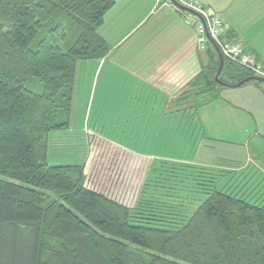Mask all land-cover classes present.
<instances>
[{
	"label": "trees",
	"instance_id": "trees-1",
	"mask_svg": "<svg viewBox=\"0 0 264 264\" xmlns=\"http://www.w3.org/2000/svg\"><path fill=\"white\" fill-rule=\"evenodd\" d=\"M114 4L0 0V264H264V200L221 187L214 168L154 158L130 206L89 187L83 159L53 158L56 130L74 131L63 149L80 144L70 127L78 65L109 52L99 28ZM207 54L174 104L219 97V53ZM252 75L224 58L223 81Z\"/></svg>",
	"mask_w": 264,
	"mask_h": 264
},
{
	"label": "crops",
	"instance_id": "crops-1",
	"mask_svg": "<svg viewBox=\"0 0 264 264\" xmlns=\"http://www.w3.org/2000/svg\"><path fill=\"white\" fill-rule=\"evenodd\" d=\"M198 1L227 22L225 39L242 43L264 68V0ZM181 12L173 0H115L99 28L109 52L79 62L76 85L91 80L82 124L71 127H92L155 159L210 166L221 187L264 200V87L225 85L210 103L174 104L211 64Z\"/></svg>",
	"mask_w": 264,
	"mask_h": 264
},
{
	"label": "rangeland",
	"instance_id": "rangeland-1",
	"mask_svg": "<svg viewBox=\"0 0 264 264\" xmlns=\"http://www.w3.org/2000/svg\"><path fill=\"white\" fill-rule=\"evenodd\" d=\"M189 10L194 12V10L191 9L190 7ZM181 14L189 22L194 24V26L196 25L195 14L191 15L190 12H185V11L181 12ZM90 60L91 59H83L81 60V63H90L89 62ZM83 61H87V62H83ZM224 77H227V73L224 74ZM90 80L91 77L90 78H88L87 76L82 77L81 82L79 84L77 83L76 85L77 87H76V94L73 105L72 124L78 126L79 128L82 124L80 121L84 119V113L86 110V108L84 109V106L87 99V93L90 88ZM73 129L78 130L77 128H73ZM70 132H74V131L68 129H61L53 132V136L57 134H61V137L58 136L59 140L57 142L58 144H56V147L52 146L50 149L53 158L55 160H58V162H74V161H81L82 159L85 162L88 159H90L91 165L87 169L88 174L85 173V180L86 182H88L86 184L89 185L91 184L92 186L95 185L96 188H99L101 191L105 193H108V191L111 192V195L112 194L115 195L124 204L126 203L127 205L133 206L135 203H137V200L139 199L143 187V183L148 173L147 170L146 171H144V169L141 170V167L145 168L146 163H150L155 157L152 155L141 157L138 154L137 155L126 154L129 151L133 153H139V152L138 150L124 147L123 145L119 144L116 140H112V139L110 140L116 143L117 145V146L113 145L115 149L112 147L111 150H105L102 152L94 150L92 148L91 150H88L87 145L83 144L86 143L84 135L79 133H77L78 135L77 139L80 142V144H78V146L73 149L71 147L67 149H63L64 145L68 144V139L66 138V136H62V135L69 134ZM55 137L56 138L53 137L54 140L57 139V136ZM120 147H124L127 150ZM139 161L142 162L141 165H139ZM169 192H170V188H169ZM176 192L177 191L175 189L174 194Z\"/></svg>",
	"mask_w": 264,
	"mask_h": 264
},
{
	"label": "built area",
	"instance_id": "built-area-1",
	"mask_svg": "<svg viewBox=\"0 0 264 264\" xmlns=\"http://www.w3.org/2000/svg\"><path fill=\"white\" fill-rule=\"evenodd\" d=\"M179 3L183 4L184 6L190 7L194 10H187L183 9L185 12H190V14L196 15V31H197V43L198 47L204 51L209 50L212 46H215L216 49L218 48L219 51L222 53V55L229 60L243 66L247 70H249L253 75L264 77V68L262 64L257 60L256 56L246 49V47L239 42H229L225 40L224 35L228 28L227 22L222 18L220 13L216 11L214 8L204 5L203 3L199 2L198 0H177ZM92 127H87L82 132L85 136L87 149L91 150H97V151H105V150H111L112 147L115 149L113 145H116L113 141L110 139H104L101 138L97 131ZM82 134V135H83ZM78 138V135H77ZM117 146V145H116ZM125 150H127L124 147H120ZM129 151V150H128ZM125 153V152H124ZM126 154H132L137 155L138 153H133L129 151ZM141 157L148 156L143 154H138ZM144 161V160H143ZM146 161V160H145ZM142 162L139 161V165H141ZM91 165V160L88 159L84 162L85 166V173L88 174V167ZM149 163H146V167L142 168L144 171L147 170ZM88 183V182H86ZM89 187L93 189H97L99 192L120 201L123 203L120 199H118L115 195H111V192L108 191V193H105L101 191L99 188H96L95 185L92 186L91 184H87ZM124 204V203H123ZM126 204V203H125Z\"/></svg>",
	"mask_w": 264,
	"mask_h": 264
},
{
	"label": "water",
	"instance_id": "water-1",
	"mask_svg": "<svg viewBox=\"0 0 264 264\" xmlns=\"http://www.w3.org/2000/svg\"><path fill=\"white\" fill-rule=\"evenodd\" d=\"M174 4L177 5L178 7L182 8V9H187L189 10V8L187 6H184L183 4L179 3L177 0H173ZM218 50V53H219V58H220V63H219V66H218V69H217V72L215 74V78L218 82L220 83H223L224 85H232V86H240L241 84H243L244 82L248 81V80H256V81H262L264 82V77H261V76H256V75H252V76H249L247 78H244L240 81H237L235 83H228V82H225L223 81L221 78H220V74H221V71H222V68H223V65H224V57L222 55V53L219 51V49L217 48Z\"/></svg>",
	"mask_w": 264,
	"mask_h": 264
}]
</instances>
